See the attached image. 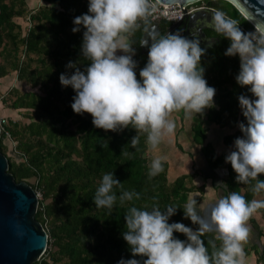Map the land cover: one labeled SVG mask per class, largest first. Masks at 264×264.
<instances>
[{"label": "trees", "instance_id": "16d2710c", "mask_svg": "<svg viewBox=\"0 0 264 264\" xmlns=\"http://www.w3.org/2000/svg\"><path fill=\"white\" fill-rule=\"evenodd\" d=\"M44 3L28 13V28L15 20L25 13L20 3L25 0H0V78L15 71L17 78L29 84L33 90L22 91L13 86L3 94V102L10 99V107L23 110L26 121H9L7 130L11 137L1 132L0 149L6 154L9 171L17 181H26L39 191L49 203L39 202L36 218L48 232V257L36 260L33 264H116L123 258L133 255L128 242L123 238L126 230L125 213L135 203L139 207H151L159 203L161 208L168 204L179 207L170 218L183 221L193 228L197 227L189 217L184 216L183 205L189 193L196 188L189 184L192 173H179L172 177L170 165L164 161V169L150 177L148 169L147 132H140L139 143H130L137 129L129 125L121 131L105 130L93 124L92 114L85 111L77 113L72 108L75 89L62 85L60 73L75 71L68 68V61H76L82 69L90 63L88 57L81 55V43L85 26L73 31L74 17L89 11V0H43ZM224 11L237 19L245 31L256 30L255 26L229 1ZM165 29L170 21L161 20ZM140 28L131 34L137 53L139 69L148 59L140 42L150 21H139ZM230 40L224 37L214 49L202 55L204 75L208 84L215 86V105L207 108L206 122L226 127L223 136L229 151L234 140L242 136L239 122H247L243 115L238 96L248 91L249 85H240L235 77L240 69L239 55H226ZM149 50V47H148ZM205 121L192 122V138L200 145L207 165L211 169L224 168L228 190L239 191L249 200L264 199V191L254 193L252 184L235 180L237 173L230 162L225 160L227 151L218 152L208 142V129ZM6 139L12 141V155L7 153ZM125 153H131L125 155ZM114 171L124 188L135 189L141 193L139 198L121 204L119 200L112 209L96 207L94 196L102 174ZM264 178V173L259 174ZM34 179L32 181L31 179ZM117 194L121 189L116 188ZM157 197L154 201L152 198ZM264 215V207L256 210ZM202 214V213H201ZM249 221L260 230V224L251 216ZM174 235L186 239L181 232ZM209 251L213 246L209 240L221 241L214 232L202 234ZM256 246V245H255ZM256 248V247H255ZM257 251V249H256ZM258 252V251H257ZM257 262L264 264V252L257 253ZM146 258V257H145Z\"/></svg>", "mask_w": 264, "mask_h": 264}, {"label": "clouds", "instance_id": "9594fccd", "mask_svg": "<svg viewBox=\"0 0 264 264\" xmlns=\"http://www.w3.org/2000/svg\"><path fill=\"white\" fill-rule=\"evenodd\" d=\"M155 7L156 0H89V11L74 17L73 31L85 26L81 55L88 57L90 63L82 69L70 60L66 67L75 71L59 76L62 85L75 89V112L91 113L93 124L105 130L121 131L131 125L137 129L130 140L133 146L139 143L140 132H147L152 148L175 131L176 121L169 118L173 110L183 109L188 117L203 114L215 105L216 93L215 86L208 84L201 63L206 49L198 36L190 38L179 29L151 32L142 39L140 44L147 45L149 52L137 78V49L131 34ZM210 23L229 38L225 54L240 57L235 79L242 86L249 85L248 91L255 97L244 93L238 96L247 122H239L243 135L235 138L225 160L237 173L236 181H255L252 191L258 194L264 191V178L259 176L264 173V29L245 32L240 22L222 9L215 10ZM166 159L165 155L152 158L150 177L164 169ZM220 185L228 189L227 182ZM117 187L121 189L119 196ZM140 196L139 191L124 188L114 171H106L93 199L96 207L110 210L117 200L123 204ZM179 207L170 203L161 208L158 202L150 208L131 204L124 215L126 230L122 235L131 252L140 254L141 259L135 255L122 257L116 264H245L244 242L251 231L247 221L264 207V199L249 200L239 191L228 190L201 209L197 199L190 198L183 205L184 216L198 225L195 228L183 221L169 222ZM174 232L184 233L186 239ZM206 232H214L222 242L217 247L215 240H209L211 252L202 236Z\"/></svg>", "mask_w": 264, "mask_h": 264}, {"label": "water", "instance_id": "95a60500", "mask_svg": "<svg viewBox=\"0 0 264 264\" xmlns=\"http://www.w3.org/2000/svg\"><path fill=\"white\" fill-rule=\"evenodd\" d=\"M159 1L184 5L198 0ZM227 1L255 28L264 29V0ZM214 12L215 10L202 9L185 15L197 21L199 18L202 27L216 30L210 23ZM174 25L178 26L179 21ZM158 30V23L154 22L146 26L144 37ZM142 50L149 52L147 45H142ZM8 168L7 156L0 149V264H33L46 251L49 235L44 225L36 218L39 205L36 190L26 181H17Z\"/></svg>", "mask_w": 264, "mask_h": 264}, {"label": "rangeland", "instance_id": "374dc122", "mask_svg": "<svg viewBox=\"0 0 264 264\" xmlns=\"http://www.w3.org/2000/svg\"><path fill=\"white\" fill-rule=\"evenodd\" d=\"M25 4L23 5L22 3H20L19 7H23V9H25V13L21 16H16L15 20L20 23L22 25V30L23 32H25L27 30V28L29 27L28 25V13L31 10H34L37 6L41 5L44 3L43 0H25L24 2ZM259 29L256 28V30L254 31H258ZM121 50L118 51V53ZM137 52V51H136ZM0 61H1V57H0ZM19 87L22 91H26V90H33V88L27 84L24 83L23 81H20L17 78L16 72L15 71H10L7 75L3 76L0 78V115L6 117L9 121H11L12 119L14 120H21V121H26L27 118L24 116L23 114V110H19V109H14L12 107H10V99H8V101L3 102V94L7 95V91L13 87ZM206 114H207V108L205 109L203 114H197V115H193L191 117H188L185 115V112L183 109H177V110H173L171 115H170V119H174L176 121V127H175V131L168 136H165L161 143L155 148L153 149L150 145V148L153 149V157L159 154L165 155L167 157V161H171L172 159L174 160L173 165H176L179 162H183V159L185 160V163H188L189 166L185 167L181 170V172L185 171L186 173H190L193 168L195 169V166L201 170L203 167L205 168L206 164H205V158L204 155L202 154L201 149L199 148V145L196 144L192 138V122L194 120H202L205 121L206 120ZM205 125H207L209 127L208 129V134H209V139L212 141V144L214 146V148L217 151H221L222 148H225L226 151L229 152V147H225V144L223 142V136L228 132L227 128L224 129H220L217 127V125L214 124H210L208 122L205 121ZM223 128V127H221ZM218 129H220V131H218ZM6 143L8 145V149H7V153L9 155H12V150L11 148L13 147V143L12 141H9L8 139H6ZM183 147V150H180V147ZM224 146V147H223ZM175 149H177V151L180 153V157L183 156V159L181 161H177L175 162V159L177 160V157L175 155ZM155 153V154H154ZM148 154V153H147ZM152 155L149 157L150 160H152ZM172 158V159H171ZM183 162V163H184ZM182 163V164H183ZM181 164V163H180ZM179 164V165H180ZM178 165V166H179ZM176 167V166H172L171 172L173 175L172 177L176 176L177 174L180 173V168L181 167ZM193 167V168H192ZM207 167V166H206ZM196 168V169H197ZM218 171L220 173H222V169H218ZM213 173L217 176L218 174L213 171ZM195 175V174H194ZM200 178V177H199ZM198 179V178H197ZM32 181H34V179H31ZM199 184V182H197ZM196 183V184H197ZM206 188L204 189V197L202 199L203 202L199 203V205L203 208H207L208 206H210L212 203H214L217 199L216 196L214 197V194H212V191H209V186L208 184L205 186ZM39 202L43 201L44 203H49L51 201V198H44V194H43V190L40 189L39 190ZM39 207V205H38ZM202 214H204L202 212ZM252 216L258 221V223L260 224L261 227V231L262 234L259 233V229H257L255 226L252 225L251 222L250 223V234H249V238L246 242H244V250L246 253L245 256V264H254L255 263V258L258 257L257 253L263 251L264 252V215L260 212L255 211ZM256 245V246H255ZM256 247V248H255ZM262 248V250L260 251V248ZM257 249V251H256ZM47 251H45L39 259H42L44 256L48 257L47 255ZM255 257V258H253ZM256 264H260V262H256Z\"/></svg>", "mask_w": 264, "mask_h": 264}, {"label": "crops", "instance_id": "0c3cea01", "mask_svg": "<svg viewBox=\"0 0 264 264\" xmlns=\"http://www.w3.org/2000/svg\"><path fill=\"white\" fill-rule=\"evenodd\" d=\"M119 51V50H118ZM137 53V52H136ZM136 53H135V55H136ZM134 55V56H135ZM218 128H220V129H224V128H226V127H223V128H221L220 126H217ZM220 129H218V131H220ZM221 132V131H220ZM207 140H208V142H210V143H212V141L209 139V134H208V137H207ZM213 145V144H212ZM148 156L150 157L151 155H152V153H153V149H155V148H150V145L148 144ZM224 147V146H223ZM225 147H227V146H225ZM199 148H200V145H199ZM180 150H183V147L181 146L180 148H179ZM201 149V148H200ZM224 151H226L225 150V148H222V150L221 151H218V152H224ZM228 152V151H227ZM175 155H176V157H177V160L175 159V162H177L178 160L179 161H181L182 159H183V156L182 157H180V153L177 151V149H175ZM155 154V153H154ZM202 154H203V152H202ZM156 155V154H155ZM159 155H162V154H159ZM204 155V154H203ZM152 157H153V155H152ZM204 158H205V156H204ZM172 159V158H171ZM186 160V159H185ZM184 159H183V162L185 161ZM165 161H167V160H165ZM178 161V162H179ZM205 164H206V166H205V168L203 167L201 170H199L196 166H195V169L193 168V170L190 172V173H192V174H195V175H193V178H191V179H189V184H193V185H195L196 186V188L194 189V190H192L190 193H189V198H188V200L190 199V198H196L197 199V201H198V205H199V203H201V202H203L202 201V199H203V197H204V189L206 188L205 186L208 184V188H209V191H212V194H214V197L216 196V199L218 200L219 199V197L221 196V195H225V190L222 188V186L220 185L222 182H224V179L226 178V171H225V169L224 168H222V173H220L219 171H218V169H221V168H218V169H211L208 165H207V161H206V158H205ZM168 163H169V165H170V169H172V166H178L180 163V165L178 166V167H181L180 168V173H186L185 171H183V172H181V170H184V169H182V167L183 168H185V167H188L189 166V164L188 163H183V162H179V163H177L176 165H173V162H174V160L172 159L171 161H167ZM183 163V164H182ZM185 166V167H184ZM197 168V169H196ZM213 171H215L218 175L216 176L214 173H213ZM173 173V172H172ZM200 177V178H199ZM198 178V179H197ZM197 182H199V184L197 183ZM197 183V184H196ZM199 207L202 209V207L199 205ZM257 212H259V211H257ZM261 213V212H260ZM248 222V221H247ZM250 222V221H249ZM258 222V221H257ZM248 224H250V223H248ZM251 225V224H250ZM253 225V224H252ZM251 225V226H252ZM260 248V251L262 250V248L261 247H259ZM263 251H261V252H259V254L260 253H262ZM253 258H255V257H253ZM255 260V263L254 264H256V262H257V258H255L254 259Z\"/></svg>", "mask_w": 264, "mask_h": 264}, {"label": "flooded vegetation", "instance_id": "af4514ba", "mask_svg": "<svg viewBox=\"0 0 264 264\" xmlns=\"http://www.w3.org/2000/svg\"><path fill=\"white\" fill-rule=\"evenodd\" d=\"M199 5H204V7L201 9H197V10L222 9L224 11L223 7H224L225 3L221 2L220 0H204L203 2L199 3ZM197 10H195V11H197ZM160 21L157 22L158 27H159L158 33H167L169 31L175 32L179 29L181 31V34L189 36L190 38L193 36H198V38L201 41V46L206 49V52L204 54H206L209 51H211L212 49H214L215 45L218 44L225 37L223 33L217 32L216 30H214L212 28L202 27L200 22H199L200 21L199 18L197 21V20L191 19L190 17H187L185 15L181 20H179L178 26L175 27V25H174L178 21L177 22H171V24H169L165 29H163V27L161 26ZM150 24H152V23H149L148 25H150Z\"/></svg>", "mask_w": 264, "mask_h": 264}, {"label": "built area", "instance_id": "2783aa9c", "mask_svg": "<svg viewBox=\"0 0 264 264\" xmlns=\"http://www.w3.org/2000/svg\"><path fill=\"white\" fill-rule=\"evenodd\" d=\"M204 0H198L196 2H189L184 5L180 3H163L159 0H156V7L150 13L147 20L143 21H150V23L158 22L160 20H167L170 22H177L181 20L186 13H192L197 9H201L204 5H199V3L203 2ZM9 124V120L0 115V128L1 132L4 131L7 137H11L9 130H7V126ZM39 197V191H36ZM262 262H260L261 264Z\"/></svg>", "mask_w": 264, "mask_h": 264}]
</instances>
